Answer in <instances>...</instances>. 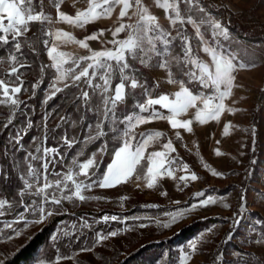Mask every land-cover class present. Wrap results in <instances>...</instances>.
I'll return each mask as SVG.
<instances>
[{"label":"snow or ice","instance_id":"obj_1","mask_svg":"<svg viewBox=\"0 0 264 264\" xmlns=\"http://www.w3.org/2000/svg\"><path fill=\"white\" fill-rule=\"evenodd\" d=\"M63 3L64 0H48L47 6L55 9L53 16L46 11L45 0H0V50L6 51L5 59L10 65L7 71L9 79L6 81L0 78V106L9 109L3 126L7 127L18 114H23L21 105L25 102L18 95L24 87L20 69L31 68L33 63L27 59L24 49L38 57V45L42 44L51 63H40L41 79L32 84L33 90L42 83L46 70L52 69L54 72L48 85L45 104L65 89L78 90L71 93V98L67 100L79 113L78 120L71 119L70 115H61L60 123L51 131L55 132L69 123L73 128L84 129L83 139L79 135L69 137L65 130L60 138L62 143L49 147L47 122L52 112L44 113L43 137L38 143L37 138H34L35 148L27 151L22 161L16 164L19 169L17 178L22 183V187L17 189L18 204L24 211L18 212L13 220L4 223V229H11L9 238L12 234L19 236L22 231L13 225L22 223L26 228L62 214L64 201L75 204L103 199L85 194L94 187L113 188L135 176L137 180L143 178L146 187L152 189L157 186L158 178L164 175L173 177L177 169L189 171L188 164H178L177 158L170 155L176 151L171 139L163 143L162 150L148 153L146 157L145 152L149 145L165 134L160 131L137 134L136 129L153 120H166L172 129H184L191 133L194 122L203 125L209 121H218L226 109V99L232 95L235 73L238 69L256 66L238 61L231 50L225 47L223 41L229 40L230 28L213 14L214 5L205 6L202 0H153L155 7L163 10L168 21L167 27L159 22V18L150 11L144 0H86L87 6L77 9L75 15L62 11ZM117 7L120 9L121 22L112 31L113 39L106 41L112 45L111 48L98 51L89 48L88 41L103 36V29L93 32L85 39L75 40L69 32L55 27L58 23H66L83 28L102 17H110ZM125 17L129 21L135 19L131 23H124ZM34 24H38L39 29L29 37L28 33ZM121 33H126L125 37L117 39ZM72 42L88 49L89 54L74 57L59 50L62 45ZM200 53L205 54L209 60L202 59ZM3 62L0 60V64ZM155 71H160L163 76L151 80L146 77L147 72ZM12 76H15V80L10 79ZM164 84L171 85L176 90L167 93L160 91ZM67 95L69 94L66 97ZM130 102L134 103V110L121 115L120 109ZM156 106L166 110V114ZM190 110L193 118L182 119ZM227 111L235 110L228 108ZM89 114L94 118L91 122ZM32 127V121L26 120V127L17 131L11 140L19 145L26 130ZM109 134L117 145L111 152L106 139ZM175 135L177 139H181L179 131ZM97 141L103 143L81 160L80 157L85 156L87 147ZM76 144L81 147L65 163L60 152L61 147L71 149ZM216 154L220 155L219 151ZM105 155L109 156L110 162L101 171ZM144 161L146 166L142 163ZM57 164L61 166L59 171L56 169ZM203 166L209 167L207 164ZM212 175L219 176L221 173L213 170ZM0 178L5 181L11 179L10 172L2 166ZM197 179L195 172L179 177L185 186L189 180ZM195 195L199 198L204 194L197 192ZM261 195H264V191ZM120 199L123 201L127 197ZM240 199L245 200V196L242 194ZM216 203L215 198L208 196L187 208L165 213L167 220L156 219L155 222L167 229L185 218L192 210ZM6 205L12 206L7 198L0 197V217L5 215ZM224 207L227 208L228 205L224 204ZM127 219L136 221L142 217L122 218L108 214L101 217L105 223H126ZM237 223L239 221L234 220V225ZM146 226L143 223L138 225L140 228ZM88 227L90 225L87 220L80 224V228ZM61 235L67 237L69 232L61 228L59 234L51 237L52 241L59 240ZM117 235V231L107 234L97 232L93 245L101 244ZM231 238L230 232L229 239ZM198 243L199 238L189 242L188 248L191 251H185L181 258L184 264L196 252ZM256 243L262 249L258 253L261 257L259 260L252 261L251 253L247 254L248 259H244L242 253L236 251L234 255L240 259L227 264H264V235L258 237ZM90 250L91 248L81 249ZM221 256L218 253L214 261H219ZM59 259V256L56 257V260ZM0 264L5 262L0 261ZM39 264L45 262L41 260Z\"/></svg>","mask_w":264,"mask_h":264},{"label":"rangeland","instance_id":"obj_2","mask_svg":"<svg viewBox=\"0 0 264 264\" xmlns=\"http://www.w3.org/2000/svg\"><path fill=\"white\" fill-rule=\"evenodd\" d=\"M45 1L48 3V0ZM263 2L264 0H249L247 3L242 2V0H230L227 8L235 12L243 22L247 20L264 21V13L260 10ZM144 3L159 18V22L167 27L168 21L165 19L163 10L155 7L153 0H144ZM203 3L205 6L211 4ZM65 6L68 11L73 9L76 12L77 9L85 8L87 4L86 0H64L61 10ZM219 8L222 7L214 6L213 14L229 27L228 23L219 16L217 12ZM117 9L118 12L111 15L117 19L115 27L119 26L121 22L119 18L120 9L119 7ZM46 11L55 16V9L48 7ZM69 15L73 14L70 13ZM123 19L124 23H131L135 18L133 21H129L127 17ZM97 22L98 20L86 25L85 31L83 28L73 27L66 23H58L55 27L63 31L70 30L75 40H82L93 32H99ZM115 27L113 26L112 29L108 30L104 37L100 36L97 40L88 41L89 48L97 51L111 48L112 45L107 44L106 41L113 39L112 31ZM125 35L126 33H121L116 38L121 39ZM223 43L237 57L238 61L256 66L238 69L235 73L236 80L232 95L226 99V109L221 113L218 121H209L203 125L194 122L191 133L184 129H172L166 120H153L136 129L137 134L151 131H160L165 134L164 137L149 145L145 152L146 157L148 153L162 150L163 143L171 139L176 151L170 155L177 158L178 164H188L189 171L177 169L174 171L173 177L164 175L158 178L157 186L152 189L146 187V181L143 178L137 180L135 176L126 183L113 188L94 187L85 194L103 198L89 200V202H93L92 209L95 210L92 215L96 217V222H100L97 232L107 234L111 231H117L118 235L110 237L101 244H92L74 252L71 251L72 253H56L55 243L51 239L52 245L44 246L41 256L34 264H39L41 260L45 264H120L128 256L143 254L144 248L156 242H159V245H165V247L160 255L155 254L157 256H154L155 261L151 264H184L181 258L185 251H191L188 248L189 242L198 238L197 250L186 264H227V262L240 259L234 255L236 251H240L243 256V250L254 252L257 255L262 251L256 243V239L263 235L262 228L264 227V195H261L264 191V99H262V91L264 90V40H249L240 37L230 29V38ZM59 50L70 53L74 57L89 54L88 49H84L74 42L73 44L62 45ZM240 54L244 55L245 58H242ZM200 55L202 59L209 60L205 54L200 53ZM43 58L47 64L51 63L44 49ZM9 67V63L1 64L6 76L0 74V78L6 81L9 79L7 76ZM22 73L24 82L33 77L32 73L27 70L22 71ZM152 73L158 77L163 76L160 71ZM10 79L15 80V76ZM51 79L52 77L49 81L39 85L43 86L45 97ZM167 86L171 92L176 90L171 85ZM156 107L158 110H162L159 109V106ZM228 108L235 111L228 112ZM258 109L261 111V120L258 124L260 135L257 141L254 113ZM162 111H165L166 114V110ZM181 118H193V112L190 110ZM226 127L227 131H225ZM176 131L180 132L181 139L176 138ZM218 141L219 143H217ZM35 146L36 144L31 150ZM217 151L220 155L216 154ZM204 164L209 167L205 168ZM0 166H2L1 163ZM213 170L221 173V175L213 176ZM191 172H195L198 179L189 180L185 186L179 177L190 175ZM197 192H203L204 195L198 198L195 195ZM239 193L245 196V200L237 205ZM208 196L215 198L217 203L192 210L185 218L170 228H162L155 222L156 219L167 220L165 213L187 208ZM121 197H127V199L121 201ZM176 201L179 203H175ZM224 204H227L228 207H224ZM144 205H156L157 207H143ZM8 211L10 208L6 205L5 215L0 217V229L3 230L0 232V261H5L14 255L22 245L51 220L49 218L44 223L26 228L22 223L13 225V227L21 228L22 231L19 236L12 234L9 238L11 229H4L3 225L5 222L13 220L18 212L11 213ZM105 214L109 216L118 215L122 218L139 216L142 219L136 221L127 219L126 223L120 221L105 223L101 220ZM220 215L226 216V221L222 219L211 225H204L188 238L184 240L179 238L180 232L189 227L197 218ZM29 219H31L30 216ZM234 220L239 221V223L234 225ZM141 223L147 226L138 227ZM60 230L61 227L59 226L53 235L58 234ZM230 232L232 234L231 239H229ZM167 243L171 244V248L166 246ZM86 248H91V250L81 251V249ZM218 253L222 254L221 259L214 261ZM58 256L60 259L56 260ZM258 256L260 257V255Z\"/></svg>","mask_w":264,"mask_h":264},{"label":"trees","instance_id":"obj_3","mask_svg":"<svg viewBox=\"0 0 264 264\" xmlns=\"http://www.w3.org/2000/svg\"><path fill=\"white\" fill-rule=\"evenodd\" d=\"M207 2V0H202ZM211 3V2H208ZM47 2L45 1L46 9L48 8ZM219 16L225 20L230 29L236 32L240 37L249 39V40H264V21L255 20L246 22L241 21L235 12L231 11L227 7H222L217 10ZM39 29L38 24H34L31 27V31L28 33V36L31 37L33 33H36ZM40 52L37 57L35 54L31 53L28 49H24L26 57L29 61L33 62L31 68H22L20 71L27 70L31 72L33 77L30 80L24 82V87L22 88L19 98L25 102L24 105H21L23 114H18L13 122L4 127L3 124L6 122L9 115V109L6 106H0V163L2 167L8 170L11 174V179L5 181L3 178H0V197L7 198L12 205L10 208L12 212H23V207H20L19 196L17 195V189L22 187L21 181L17 178L19 174V169L16 168V164L22 161L24 155L27 151L31 150L35 145L33 142L34 138H37V142L43 137L44 128H43V116L46 111L52 112L51 117H49L47 122L48 140L47 146L55 147L58 143H62L60 138L64 135L65 130L68 132L69 137L73 135H79L81 139L84 136V129L79 127L73 128L71 124H65L63 127L56 129L55 132H52L51 129L56 128V125L60 123L59 117L61 115H70L71 119L78 120L79 113L76 109L67 102L70 99L71 93H76L78 90L76 88L65 89L64 92L58 93L56 97L48 101L47 104L44 103L45 95L43 92V86H38L35 90L32 88L37 80L41 79L39 73L40 63L47 64L43 58V45H38ZM242 58H245L244 55L240 54ZM6 58V51L0 50V60H3V63H8ZM2 63V64H3ZM54 69L46 70L42 83L49 81L52 77ZM0 74L5 75L4 69L1 68L0 64ZM146 77L150 80L155 79L156 76L152 72H147ZM27 89V91H25ZM162 92H171V89L164 84L160 89ZM66 94L67 95L66 97ZM262 99H264V90L262 91ZM263 105V104H262ZM261 108V106H260ZM134 110V103L130 102L128 105L120 109L121 115L130 113ZM255 118V137L257 141L259 140L260 131L258 130V124L261 120V111L258 109L254 113ZM30 119L33 123L31 129L26 130V134L23 136L19 145H16L11 138L19 131L21 128L26 127V120ZM94 118L89 114V122ZM108 142L109 152L113 150L117 145L111 139V134L106 138ZM103 141H97L96 143L90 144L85 150V156L80 157L81 160L85 159L86 156L90 155L91 152L95 151ZM81 147L80 144H76L73 148L67 149V147H61L60 152L64 156L65 163L69 162L75 152ZM256 153V152H254ZM253 153V155H254ZM252 157V156H251ZM59 159V158H57ZM110 162L108 155L104 156V164L101 165V171L104 170V167L107 163ZM146 164V161L143 162ZM61 166L56 165L57 171H59ZM241 193L237 199V205L241 204ZM13 198H15V203H13ZM9 206V205H8ZM93 202H76L75 204L64 201L63 202V211L62 214L54 215L51 217V220L37 233H35L24 245H22L11 257L6 259L5 264H34L36 260L41 256V252L46 245H52L51 237L55 229L59 226L64 230L69 232L67 237L61 235L60 239L55 241V251L56 253H69L74 252L79 248L90 246L93 244V240L96 237V233L99 230L100 222H96V217L92 214L95 210L92 209ZM8 211V212H10ZM226 221V216H206L203 218H197L189 227L183 229L178 235L181 240L188 238L190 235L195 233L204 225H211L214 222ZM87 220L90 227L80 228V224ZM228 221V220H227ZM75 226V228L73 227ZM60 232V231H59ZM58 232V234H59ZM264 235V227L262 228ZM159 242L154 243L153 245L144 248L145 252L141 255L128 256L123 259L120 264H151L155 261L154 256L160 255L164 250L165 245H159ZM168 248H171V244L166 245ZM244 251V259H248V253H251V260H259V257L256 253L251 251ZM246 251V252H245ZM71 252V253H72ZM55 253V252H54ZM157 254V255H155Z\"/></svg>","mask_w":264,"mask_h":264},{"label":"crops","instance_id":"obj_4","mask_svg":"<svg viewBox=\"0 0 264 264\" xmlns=\"http://www.w3.org/2000/svg\"><path fill=\"white\" fill-rule=\"evenodd\" d=\"M249 0H242V2H245V3H247ZM261 12H263L264 13V2H263V4H262V7H261ZM62 11H64L65 13H71V14H73V15H75L74 13H75V11L72 9V10H70V11H68V8L65 6L64 8H62ZM118 12V9L117 8H115L114 9V11H113V15H115L116 13ZM116 18L114 17V16H110V17H102V18H100V19H98V22H97V25L99 26V31L100 30H104V34H103V36L102 37H104L105 36V33L108 31V30H110V29H112L113 28V26L115 27L116 26V24H115V22H116ZM123 21H124V19H123ZM115 24V25H114ZM86 28H87V26L85 25L84 27H83V31H85L86 30ZM64 31H67V32H69L70 34H71V32H70V30H64ZM81 33H82V31H81ZM69 44H73V42L72 43H69Z\"/></svg>","mask_w":264,"mask_h":264},{"label":"built area","instance_id":"obj_5","mask_svg":"<svg viewBox=\"0 0 264 264\" xmlns=\"http://www.w3.org/2000/svg\"><path fill=\"white\" fill-rule=\"evenodd\" d=\"M229 1L230 0H207V2H211L212 5L221 7H228Z\"/></svg>","mask_w":264,"mask_h":264}]
</instances>
